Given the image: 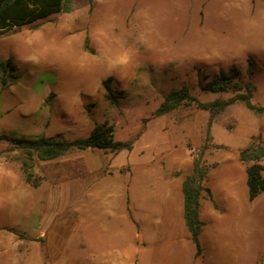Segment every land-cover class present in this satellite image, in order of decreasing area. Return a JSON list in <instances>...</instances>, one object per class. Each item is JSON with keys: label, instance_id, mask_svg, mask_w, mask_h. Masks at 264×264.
<instances>
[{"label": "rangeland", "instance_id": "374dc122", "mask_svg": "<svg viewBox=\"0 0 264 264\" xmlns=\"http://www.w3.org/2000/svg\"><path fill=\"white\" fill-rule=\"evenodd\" d=\"M8 61L0 133L72 139L107 120L134 142L36 159L34 184L21 151L0 141V264H264V192L249 199L240 158L254 136L264 142V111L233 103L209 131L195 104L152 115L183 85L202 101L227 96L201 85L231 67L264 106V0H75L0 35ZM195 158L214 197L201 199L199 255L166 196Z\"/></svg>", "mask_w": 264, "mask_h": 264}, {"label": "trees", "instance_id": "16d2710c", "mask_svg": "<svg viewBox=\"0 0 264 264\" xmlns=\"http://www.w3.org/2000/svg\"><path fill=\"white\" fill-rule=\"evenodd\" d=\"M75 0H0V35L13 29L33 23L39 19L48 17L59 12H68L73 8ZM92 50V49H90ZM8 62H1L0 69L8 70ZM251 64V61H250ZM251 77V66L247 70ZM239 71L231 67L228 70H221L220 73L206 84L201 85L202 90L210 93L227 94V96L216 97L213 100L202 101L190 93L187 85L168 92L160 106L153 112V116L168 113L180 106L195 104L198 108L209 112L208 131L215 118L228 106L236 102H244L248 108L257 112H263L264 106L252 102L256 84L252 79L245 82L237 80ZM109 77L105 83L108 99L116 104L117 98L111 86ZM2 83L8 82L4 78ZM254 139L241 150L240 158L243 161L251 162L246 167L248 195L250 200H255L264 192V164L260 161L264 157V142ZM0 141H7L11 147L21 151L23 171L29 182L38 184L33 178L34 161L52 160L58 158L73 149L98 148L104 151H121L132 149L133 139L118 140L115 138L114 125L109 121L95 123L92 130L83 136L72 139L60 137H25L12 136L0 133ZM2 152L0 151V154ZM208 166L200 159L193 160V167L182 182L184 195V219L190 232V238L196 246V254L199 255L202 246L199 234L205 225V220L200 214L202 198H212L211 188L205 184L207 180Z\"/></svg>", "mask_w": 264, "mask_h": 264}, {"label": "crops", "instance_id": "0c3cea01", "mask_svg": "<svg viewBox=\"0 0 264 264\" xmlns=\"http://www.w3.org/2000/svg\"><path fill=\"white\" fill-rule=\"evenodd\" d=\"M183 179H181L177 183L176 189L174 187H172L171 184H170V188H169L166 196H167V204L170 203L171 208L173 207V204H174V208H177V205H178L179 212H181L180 210L183 208V214H184V195H183V191H182V182H183ZM128 188H129V185L126 184L125 185V194H124L125 199H126V190ZM97 191H98V189L95 190L94 196L96 195V193H98ZM102 205H105L106 207H112V208L114 207V203L112 204V202L111 201H108V200H103ZM200 208H201V206H200ZM189 236H190V232H189Z\"/></svg>", "mask_w": 264, "mask_h": 264}]
</instances>
